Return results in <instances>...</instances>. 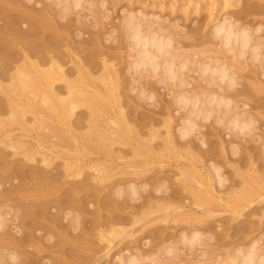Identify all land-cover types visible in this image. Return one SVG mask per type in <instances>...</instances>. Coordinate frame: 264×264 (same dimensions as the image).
Listing matches in <instances>:
<instances>
[{"label": "bare ground", "instance_id": "6f19581e", "mask_svg": "<svg viewBox=\"0 0 264 264\" xmlns=\"http://www.w3.org/2000/svg\"><path fill=\"white\" fill-rule=\"evenodd\" d=\"M256 1L221 13L235 0H131L106 22L123 0H0V198L14 201L0 204V264H96L110 234H130L122 224L163 214L148 247L117 264H177L189 250L185 264H264L259 237L209 255L221 242L204 227L256 202L247 217L264 221V37L254 35L263 19H243L264 12ZM214 3L213 23L196 24L192 10ZM155 6L174 16H156ZM183 7L182 20L196 25L177 21ZM140 99L154 106L131 112ZM121 208L127 218L115 216ZM28 250L58 255L37 263Z\"/></svg>", "mask_w": 264, "mask_h": 264}, {"label": "rangeland", "instance_id": "374dc122", "mask_svg": "<svg viewBox=\"0 0 264 264\" xmlns=\"http://www.w3.org/2000/svg\"><path fill=\"white\" fill-rule=\"evenodd\" d=\"M132 1H134V0H132ZM141 1H145L146 3L149 1H146V0H137V2H136V4L138 5V4H140L141 3ZM236 1H237V3H236ZM242 1V2H241ZM246 1V0H245ZM245 1H243V0H235V2H234V4L235 5H232V6H230L231 8H229V7H226V10H225V8H223L224 10H221V13H223V12H226V11H230V9H231V11L233 10V11H237V12H239V11H242L243 10V3L245 2ZM254 1V0H253ZM256 1V0H255ZM65 3H67V1H64ZM129 3V4H131V0H123V2H122V4H121V7L122 8H120L119 10H117V11H113V9L115 10V7H113V6H110V5H112V3H108V6H109V8L113 11V16L111 17V18H108V19H105V21L107 22V20L109 21L110 19H112L113 17V19L112 20H114V21H116V22H118V19L120 20V18H121V16L123 15L122 14V12H123V9H126V5H128L127 3ZM240 2V3H239ZM178 2H176V4H177ZM194 2H190V3H188V5H189V7L187 8V10L183 7V8H181V9H179L178 10V12H177V17L179 18V20H177V21H180L179 23H181V24H183V22H184V24L183 25H187V26H185V27H187L188 28V26L190 27V26H194V25H196L197 24V22H198V20H199V23H203V22H205V21H207V22H205V24H208V25H210V23H213V19H215V17H216V8H217V4H213V5H211V7H212V11H210V10H205V8H204V10L202 9L201 11H202V13L200 12V11H197V13H195L194 11H195V9H194V11L192 10V14H193V12H194V14L192 15L191 14V17H192V19H194L193 21H196V24H195V22H189V21H187V20H182V12H184L185 10L187 11V12H189L190 11V7H192L191 5H194L193 4ZM261 4L263 7H264V0H260V1H256V2H254V6H257V5H255V4ZM240 4V5H239ZM245 4V3H244ZM187 5V4H186ZM237 5V6H236ZM240 6V7H239ZM236 7H238V8H236ZM242 7V8H241ZM154 9L153 10H155L156 9V11H157V15L156 16H158V15H162V14H165L166 15V17H169L170 16V14H172L173 16H174V13H175V10H173V12H172V10H170V7H168L167 6V9H161V8H157L156 6L155 7H153ZM109 9V12H112L111 10ZM206 9H208V8H206ZM122 12H121V11ZM166 10V11H165ZM182 10V11H181ZM161 11V12H160ZM171 11V12H170ZM181 11V12H180ZM119 12H121V13H119ZM160 12V13H159ZM168 12V13H167ZM170 12V13H169ZM258 13H255L256 15H254V13H252V15L251 14H249V15H247V16H245V18H243L245 21L244 22H246V24H250V22H251V24L252 25H254L253 23H255V22H257V19H260V20H262L263 21V24H262V29L261 30H259L258 32H254V35L255 34H259V35H262L263 37H264V12H260V10L259 11H257ZM260 12V13H259ZM179 13H181V14H179ZM199 13V14H198ZM201 13V14H200ZM212 13V15H210ZM215 13V14H214ZM220 13V14H221ZM262 13V14H261ZM122 14V15H121ZM168 15V16H167ZM171 15V16H172ZM195 15H197V17L195 16ZM202 17H201V16ZM207 16H209V17H207ZM212 16V17H211ZM196 17V18H195ZM250 17V18H249ZM177 18V19H178ZM204 18V19H203ZM208 18V19H207ZM256 19V20H255ZM203 20V21H202ZM212 20V21H211ZM111 21V20H110ZM183 21V22H182ZM211 21V22H210ZM259 21V20H258ZM210 22V23H209ZM250 24V25H251ZM261 31V32H260ZM260 32V33H259ZM106 43H108V41H106ZM122 51L124 52L123 54H125L126 52H128V50L126 49V48H124V49H122ZM124 57H126V56H124ZM264 57V56H263ZM5 79V81H9V79L7 78H4ZM159 91H160V93H159ZM159 91L157 90V93L159 94V96H161L162 97V95H164L165 96V98H169L170 96H171V94H168L166 91V89H164L163 87H160V89H159ZM161 94V95H160ZM131 95H133V93H131ZM144 99H140L139 100V102L140 101H142V102H140V103H142L141 105L143 106H141V105H139L138 107H140V108H138V109H140V111H137L138 109H136L135 110V106H134V108H133V106H129L130 108H129V110L131 111V112H139V113H141V112H145V111H148V107L149 108H152L151 107V104H150V102L148 101V102H146L145 103V100L143 101ZM148 103L150 104V105H148ZM146 105V106H145ZM145 106V107H144ZM84 107H78L77 109L79 110V109H83ZM173 109H174V113H175V119L176 118H178L181 114H179V112L176 110V107L175 106H173ZM159 116H161V115H159ZM214 118V115H212L209 119H207V120H202L201 122L202 123H204L206 126L208 125V123L211 121V119H213ZM179 121L180 120H178V119H176V121H175V123H179ZM19 130L18 129H15V133L16 132H18ZM14 132V131H13ZM90 145V144H89ZM89 145H87L88 147H87V150H85L86 152H88L90 149H92V148H90L91 146H89ZM90 148V149H89ZM89 149V150H88ZM90 152V151H89ZM88 152V153H89ZM95 155V154H94ZM126 155V154H125ZM131 154H127V156L129 157ZM60 157L59 158H61V156H62V159H64V160H66V158H69V156L71 157V155H69V154H60L59 155ZM124 175H116V177H118V178H121V179H115L117 182L119 181V180H122V181H127L128 179H126V178H124L123 177ZM241 178V177H240ZM239 179V178H238ZM237 179V183H238V181H240L241 179H239L238 180ZM114 182L115 181H111L110 183H109V186H112L113 184H114ZM240 184L238 185L239 187H240V185H241V181L239 182ZM5 184L6 185H8L9 184V179H6L5 180ZM66 186V185H65ZM63 187L60 191L61 192H59V193H57V194H60V195H63V193H64V191H66L67 189H66V187ZM63 192V193H62ZM62 193V194H61ZM105 192H101V194H104ZM59 195V196H60ZM62 197V196H61ZM4 202V206H5V204H7V201H8V204L10 205V204H13V200H12V202H11V200H1V198H0V204L2 205V203ZM9 202H11V203H9ZM8 204H7V206H8ZM258 204H259V206H260V204L261 203H259V201H258ZM257 202H256V204L255 205H253V206H250V208H248V209H246V210H244V212H243V214H242V216L240 215L238 218H233V216L234 215H232V214H229L228 215V213H222V214H220L219 215V219H217V221H215V222H213V224L211 225V227H208V225H205L204 227H206V229L208 230L209 228H211L212 230H216V231H219V232H222V229H224L225 227H228V224L231 226L232 224V227L230 228V229H228V230H230L229 232H228V234H230V235H226L227 233L226 232H224V230H223V234L224 233H226L225 235L226 236H224L223 234H221L220 235V233L218 232L217 234V242L219 241V244H220V242H221V244H220V246L218 247L219 249H217V251H216V249H214V250H212V251H210V249L208 250V251H210L209 252V255H211V253L212 254H214V256L215 255H217V254H219V256L221 257V258H223V257H225V255L224 254H226L225 253V250H227V249H231V247H229V246H226V245H229V244H233L232 245V247H234L235 245L237 246V244H239L241 247H242V245L244 244H246V243H248V241L250 242L251 240H252V238H254V237H256V238H260L259 239V241H258V245H262V246H264V235L262 234L263 232H262V227H263V224H264V221H260V223L262 224V226H261V224H258L259 223V221L257 222V220H258V217H259V214H254L253 216L251 215L250 217L254 220V218H256L255 220H254V222H251V224H250V221L252 220L250 217H247V214H248V212H250L251 210H253V207L255 206L256 208H257ZM255 207H254V209H255ZM90 209H93V206H91L90 207ZM123 208H121V209H119L118 211H115V216H117L118 217V215L120 216V214L121 213H119V212H122L123 210H122ZM125 209H127V208H125ZM118 212V213H117ZM124 212V211H123ZM122 212V214H124L122 217H124V218H127L126 217V215H127V213H123ZM92 213L93 212H91L90 213V211H87L86 212V217H88V218H90V217H92ZM246 213V214H245ZM258 213V212H257ZM117 214V215H116ZM121 214V215H122ZM258 215V216H257ZM161 217H162V215H160ZM156 217L155 219H153V221H149V222H153L152 223V225H151V223H147V225H145L146 224V222H144V221H140V222H138L137 224H133L132 225V223L133 222H127V223H124V224H122V225H124L125 226V228H127V230L128 231H130V234L128 235V234H126L125 236H123V237H120V236H118V235H115V236H111V235H114V234H116V233H112V234H110L109 235V237L111 238V243H110V246H111V248H110V251H109V253H107L106 255H103L104 254V252L107 250V248H105V246H104V248L103 249H101L102 248V246L99 248V250L97 249L96 251H95V258L97 257V262H96V264H111L113 261H114V263H112V264H117V262H118V259L116 258V257H118V254H122V255H125V254H129L131 251L132 252H136V251H138V249H139V251H140V249L143 247H148V245H149V243H150V239L151 238H155L156 237V235H157V232H158V229L160 230L161 229V225L162 224H166L167 223V221H165V220H163L164 218L163 217H165V215L163 214V217L161 218V217ZM220 216H221V218H220ZM231 217V218H230ZM245 217H247L248 219H246V222H245ZM158 218H159V220H158ZM239 218H244V221H242L243 219H239ZM251 220H250V219ZM156 219H157V221H156ZM167 219V218H166ZM63 221H65V220H67V218L66 217H63V219H62ZM222 220V221H221ZM247 220H250V221H247ZM164 222V223H163ZM240 222V223H239ZM249 223V227L247 226V224ZM263 222V223H262ZM140 223H142V224H140ZM216 223H217V225H216ZM219 223V224H218ZM228 223V224H227ZM255 223H257V225L255 224ZM157 226H156V225ZM159 224H161V225H159ZM222 224H226V226L224 225L223 227H222ZM238 225V228L240 229V227L242 226V228H241V231H239V229H236L237 228V225ZM254 224V225H253ZM241 225V226H240ZM257 227H256V226ZM139 226V227H138ZM153 226V227H152ZM155 226V227H154ZM179 226V225H178ZM177 226V227H178ZM184 226V225H183ZM183 226H180V229L181 228H183ZM210 226V225H209ZM213 226H216V227H214L213 228ZM218 226V227H217ZM240 226V227H239ZM243 226H244V228H243ZM251 226H255L254 228L255 229H252V227ZM138 228V229H136V228ZM140 227H141V229H140ZM148 228V229H146V228ZM158 227V228H157ZM176 227V228H177ZM222 227V228H221ZM235 227V229H233ZM251 227V228H250ZM130 228L132 229V232H131V230H130ZM135 228V229H134ZM156 228V229H155ZM246 228H247V230H246ZM153 229V230H152ZM178 229H179V227H178ZM184 229V228H183ZM186 229V228H185ZM218 229V230H217ZM143 230V231H142ZM145 230V231H144ZM152 233H150L149 231ZM156 230V231H155ZM170 230H173L172 228H169V229H167V232H169ZM182 230V229H181ZM187 230V229H186ZM190 230V229H189ZM204 230H205V228H204ZM210 230V229H209ZM236 231V232H232V231ZM244 230H246V233L244 232ZM141 231V232H140ZM148 231V232H147ZM175 231H177L176 229H175ZM180 231V230H179ZM178 231V232H179ZM206 231V230H205ZM248 231H250V232H248ZM146 232V233H145ZM153 232L155 233V235L153 234ZM143 233V234H142ZM149 233V234H148ZM133 234V235H132ZM262 234V235H261ZM128 235V236H127ZM151 235V236H150ZM224 236V237H223ZM221 237V238H220ZM170 238H173V237H170ZM231 240V241H229V243H227V241L228 240ZM235 239V240H234ZM171 240H173V239H171ZM211 240H213V244H215L216 242H215V239H211ZM211 240H210V242H211ZM227 240V241H226ZM232 240H234V242H232ZM147 243H146V242ZM224 241H226V243L224 242ZM149 242V243H148ZM231 242V243H230ZM144 243H146V244H144ZM212 243V242H211ZM224 243V244H223ZM234 243H236V244H234ZM102 244V243H101ZM218 243H216V245H219ZM226 244V245H225ZM142 245V246H141ZM260 245V246H261ZM214 246V245H213ZM231 246V245H230ZM226 247H227V249H226ZM264 247H262V249H263ZM68 249V248H67ZM106 249V250H105ZM223 249H224V251H223ZM29 251V250H28ZM188 251V250H187ZM223 253H222V252ZM29 252H32V257H33V259L35 260V261H37V263L38 262H40L41 260L43 261H48V259H50V258H52V256H57L58 255V251L56 252V251H51V250H45V252L44 251H42V252H40V253H37V252H35V251H29ZM60 252V251H59ZM96 252H98V253H96ZM124 254H123V253ZM190 252V253H189ZM189 254H186L187 255V258L189 257V258H191V260H192V257L194 256V254H192V252L193 251H191V250H189ZM45 253V254H44ZM70 253V252H69ZM83 253V252H82ZM86 253V255L87 254H89L88 252H84V254ZM103 253V254H102ZM37 254V255H36ZM40 256H39V255ZM41 254H42V256H41ZM54 254V255H53ZM57 254V255H56ZM79 255H77V256H80L81 258H82V256H86V255H84V254H81V252H79L78 253ZM81 254V255H80ZM115 254V255H114ZM50 255V256H49ZM99 255V256H98ZM114 255V256H113ZM117 255V256H116ZM88 256V255H87ZM161 256H163V255H161ZM167 256H168V254H167ZM172 256V255H171ZM170 256V254H169V258L171 257ZM205 256V255H204ZM211 256H213V255H211ZM213 256V257H214ZM103 257V258H102ZM113 257V258H112ZM185 259H184V258ZM183 259L182 260H184V261H186V260H190L189 258L188 259H186V257L183 255ZM219 257V258H220ZM42 258V259H41ZM47 258V259H46ZM84 258V257H83ZM82 258V259H83ZM101 258V259H100ZM112 258V259H111ZM204 258H206V257H204ZM40 259V260H39ZM87 259V258H86ZM83 260L84 261V263L83 264H86V261H87V264H91V260L89 261V259H94V258H92V257H89V259L88 260ZM109 259V260H108ZM115 259V260H114ZM171 259V258H170ZM170 259H168L167 261H169ZM194 259V258H193ZM111 260V261H110ZM218 260V259H217ZM217 260H214V261H211L210 259H207V261L209 262V264H211L212 262L214 263V264H222L221 262H220V260H222V259H219V261H217ZM150 260H148V262H149ZM171 261H173V259H171ZM170 261V262H171ZM184 261H181V263L180 262H178V263H180V264H183V262ZM58 262V261H57ZM106 262H108V263H106ZM116 262V263H115ZM144 262H146V261H144ZM151 262V261H150ZM169 262V263H170ZM175 262V261H174ZM173 262V263H174ZM211 262V263H210ZM217 262H219V263H217ZM177 263V264H178ZM186 263H188V262H186ZM212 263V264H213ZM39 264V263H38ZM149 264V263H148ZM167 264H168V262H167ZM176 264V263H175ZM184 264H185V262H184ZM199 264H202V262H200ZM223 264H224V260H223Z\"/></svg>", "mask_w": 264, "mask_h": 264}]
</instances>
